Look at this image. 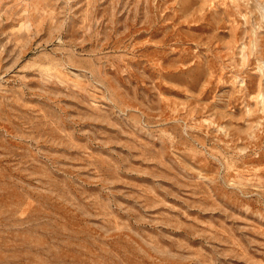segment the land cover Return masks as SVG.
Instances as JSON below:
<instances>
[{
	"label": "rangeland",
	"instance_id": "rangeland-1",
	"mask_svg": "<svg viewBox=\"0 0 264 264\" xmlns=\"http://www.w3.org/2000/svg\"><path fill=\"white\" fill-rule=\"evenodd\" d=\"M0 264H264V0H0Z\"/></svg>",
	"mask_w": 264,
	"mask_h": 264
}]
</instances>
